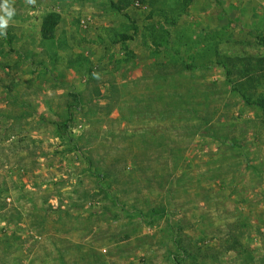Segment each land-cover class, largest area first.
I'll use <instances>...</instances> for the list:
<instances>
[{
  "label": "rangeland",
  "instance_id": "obj_1",
  "mask_svg": "<svg viewBox=\"0 0 264 264\" xmlns=\"http://www.w3.org/2000/svg\"><path fill=\"white\" fill-rule=\"evenodd\" d=\"M8 2L0 264H264V0Z\"/></svg>",
  "mask_w": 264,
  "mask_h": 264
},
{
  "label": "clouds",
  "instance_id": "obj_2",
  "mask_svg": "<svg viewBox=\"0 0 264 264\" xmlns=\"http://www.w3.org/2000/svg\"><path fill=\"white\" fill-rule=\"evenodd\" d=\"M31 2V0H29ZM0 36L6 35V29L9 25L10 20L15 15L14 8L9 4L8 0H0Z\"/></svg>",
  "mask_w": 264,
  "mask_h": 264
},
{
  "label": "trees",
  "instance_id": "obj_3",
  "mask_svg": "<svg viewBox=\"0 0 264 264\" xmlns=\"http://www.w3.org/2000/svg\"><path fill=\"white\" fill-rule=\"evenodd\" d=\"M258 108L264 109V99L257 100V102L254 103Z\"/></svg>",
  "mask_w": 264,
  "mask_h": 264
}]
</instances>
